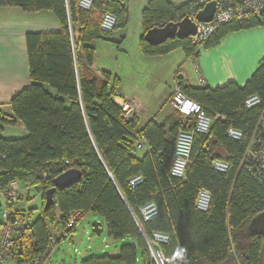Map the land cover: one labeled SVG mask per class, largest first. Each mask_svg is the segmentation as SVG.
<instances>
[{"label":"trees","instance_id":"trees-1","mask_svg":"<svg viewBox=\"0 0 264 264\" xmlns=\"http://www.w3.org/2000/svg\"><path fill=\"white\" fill-rule=\"evenodd\" d=\"M78 1L0 0V7L25 13L49 11L60 26L57 32L25 34L31 85L11 98L9 114L0 111V188L18 180L41 195L40 214L29 221L23 253L44 254L53 236L50 228L57 224L61 229L69 212L83 211L102 219L112 240L128 243L116 256L89 257L80 264H155L148 245L153 244V234L168 237L154 246L168 264H262L264 240L250 233L248 225L264 212V178L253 176L242 159L264 109V57L242 87L228 83L216 89L192 88L180 79L189 99L224 121L216 120L208 136L195 134L185 177L177 179L170 175L174 142L179 130L189 129L190 119L174 112L168 129L154 121L138 129L136 116L126 119L114 101L118 78L111 82L110 73L97 76L91 71L92 44H118L112 36L127 26L125 0H94L88 11L79 8ZM194 7L201 6L149 0L141 12V54L163 56L181 50L187 59L196 58L231 33L264 26L263 9L257 17L217 27L203 41L175 38L151 46L144 40L148 30L180 21ZM103 13L116 19L109 33L100 30ZM252 96L260 104L247 109L244 101ZM17 122L27 135L3 138V127ZM229 127L242 133L241 140L227 137ZM134 131L146 141L141 155ZM214 161L226 163L228 170L215 171ZM69 169L81 172L80 182L56 190L53 205L45 211L52 180ZM137 176L142 181L131 187L129 182ZM200 190L211 196L206 212L195 208ZM149 204L155 214L143 221L141 210Z\"/></svg>","mask_w":264,"mask_h":264},{"label":"crops","instance_id":"crops-1","mask_svg":"<svg viewBox=\"0 0 264 264\" xmlns=\"http://www.w3.org/2000/svg\"><path fill=\"white\" fill-rule=\"evenodd\" d=\"M148 1L135 0L140 17L138 40L143 35L141 12ZM167 1L180 6L188 2L201 3L207 0ZM125 4L130 11L129 0H125ZM59 29V23L49 11L21 13L13 7H0V111L2 113L9 114L8 105L11 98L31 85L25 34L52 33ZM99 42L92 44L94 50ZM135 55L136 65L126 62L124 69L117 65V72H122V75L115 76L119 82L116 91L135 104L138 129H142L150 121L162 124L168 129L174 123L175 117L174 111L169 106V98L177 73L180 71L181 81L192 88L216 89L228 83L242 87L264 57V26L231 33L217 46L201 50L196 58L187 59L181 50L163 56H145L138 48ZM105 64L108 65V63L98 65L94 58L91 71L97 76L102 72L110 73ZM45 89L55 95L54 91L47 87ZM14 133L21 135L13 137ZM5 134L11 137H6ZM26 135L24 126L19 122L15 126L3 127L2 137L5 139H18Z\"/></svg>","mask_w":264,"mask_h":264},{"label":"built area","instance_id":"built-area-1","mask_svg":"<svg viewBox=\"0 0 264 264\" xmlns=\"http://www.w3.org/2000/svg\"><path fill=\"white\" fill-rule=\"evenodd\" d=\"M94 0H79L78 7L83 10H90ZM216 7L212 21L209 24H201L195 20V14L202 9L205 2L199 3V9L194 7L188 14L195 23L196 35L191 38L193 42L205 40L214 30L233 20L244 21L249 17H257L264 9V0H215ZM116 19L109 13H103L100 22V30L111 32L114 29ZM114 101L122 108L126 119L135 116V104L118 91L114 92ZM260 104L257 96H252L244 101V106L249 109ZM169 106L184 119H190L188 130H179L174 142V152L170 175L177 179H184L189 164L191 149L195 134L208 136L213 123L216 120L224 121V117L215 114L209 116L203 107L189 99L181 90L180 71L177 73L169 98ZM136 140V149L142 150L146 141L136 131L132 133ZM228 138L241 140L242 133L232 127L226 131ZM247 163L249 172L255 177L264 178V109L259 117V122L254 136L252 137L242 159V165ZM212 168L215 171L225 173L228 165L220 161H214ZM142 181L140 176L133 178L129 184L136 186ZM38 198L34 190L18 180L11 181L7 187L0 188V264H47L48 257L53 248L61 241L71 240L72 231L75 230L78 222L85 216L83 211H71L61 229H58L52 236L44 254L26 255L23 253V242L28 234V224L32 219V212L37 204ZM211 201L210 193L200 190L195 200V208L206 212ZM155 214L152 204L141 210L143 221ZM168 237L162 234H153V244L148 241L151 255L155 264H168L169 260L161 252L154 250V246L166 243Z\"/></svg>","mask_w":264,"mask_h":264},{"label":"rangeland","instance_id":"rangeland-1","mask_svg":"<svg viewBox=\"0 0 264 264\" xmlns=\"http://www.w3.org/2000/svg\"><path fill=\"white\" fill-rule=\"evenodd\" d=\"M128 7V6H127ZM129 15L126 28L116 31L112 40L118 44H112L107 42H99L94 58L98 65L105 64L111 74V82H113L115 76L120 77L122 72H117V65L125 68V63L129 62L131 65H136V49L139 48V26L140 17L136 10L135 0H129ZM18 12H23L17 8ZM129 10V9H128ZM131 68V67H130ZM115 73V74H114ZM12 132L15 130L11 129ZM13 137H18V133H14ZM6 137H11L5 134ZM145 150H140L138 154H143ZM38 201L32 212L33 219L38 217L41 209V195L36 192ZM57 222V220H56ZM93 222H99L101 224L102 233L100 236H96L91 232V224ZM58 231V225L50 228L51 235H55ZM72 239L59 242L48 257L47 264H80L81 260L89 257L98 256H116L122 245L128 243V239L114 241L108 234L104 221L92 214H85V216L78 222L74 232L72 233ZM141 264V263H137Z\"/></svg>","mask_w":264,"mask_h":264},{"label":"water","instance_id":"water-1","mask_svg":"<svg viewBox=\"0 0 264 264\" xmlns=\"http://www.w3.org/2000/svg\"><path fill=\"white\" fill-rule=\"evenodd\" d=\"M216 2L215 0H207L196 14L195 20L201 24H209L215 13ZM196 25L189 18L184 17L177 22L167 23L163 27L152 28L144 35V40L151 46H158L167 40L171 39H187L196 35ZM81 180V172L76 169H69L52 180L53 187L46 191L44 210L46 211L53 205V195L56 190L62 191L75 184H78ZM101 224L99 222H93L91 224V232L100 236L102 233ZM248 231L254 235L262 237L264 240V212L259 213L251 219L248 225ZM264 264V257L262 260Z\"/></svg>","mask_w":264,"mask_h":264}]
</instances>
